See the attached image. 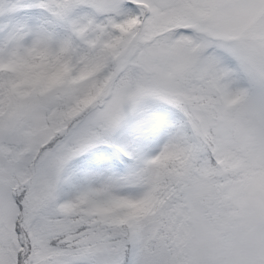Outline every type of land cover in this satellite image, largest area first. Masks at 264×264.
Segmentation results:
<instances>
[{"label": "snow or ice", "instance_id": "obj_1", "mask_svg": "<svg viewBox=\"0 0 264 264\" xmlns=\"http://www.w3.org/2000/svg\"><path fill=\"white\" fill-rule=\"evenodd\" d=\"M0 264H264V0H0Z\"/></svg>", "mask_w": 264, "mask_h": 264}]
</instances>
